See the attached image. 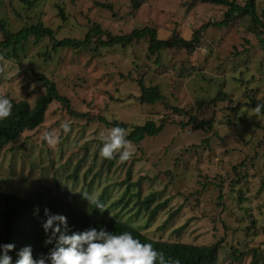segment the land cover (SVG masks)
<instances>
[{"label": "rangeland", "instance_id": "obj_1", "mask_svg": "<svg viewBox=\"0 0 264 264\" xmlns=\"http://www.w3.org/2000/svg\"><path fill=\"white\" fill-rule=\"evenodd\" d=\"M133 1L39 0L35 7H27L19 0H0V19L7 20L13 31L42 21L57 30L58 39H82L97 22L114 34L151 26L160 39H171L177 30L190 40L203 25L221 23L228 11L196 0H139L142 6L134 10ZM235 1L241 6L247 3ZM57 3L65 8V21ZM98 4H110L112 11ZM255 9L264 21V0H255ZM47 43L26 44L19 51L20 60L0 59V95L34 106L45 93L34 72L55 70L51 79L58 90L85 117L71 118L65 108L53 103L41 128L27 133L14 152L0 155V186L20 195L39 188L61 196L59 185L76 195L84 209L87 198H102L105 209L96 211L98 219L129 222L164 241L210 246L224 238L227 243L220 247L216 264H252L254 249L262 257L257 264H264V115L250 107L252 99L264 104V34L260 28L252 29V17L234 18L228 27L205 29L192 54L166 49L157 58L149 54L147 41H142L99 53L63 49L50 61L38 57ZM138 80L158 85L166 102L187 114L176 116L162 103L139 104ZM239 103L240 108L233 109ZM99 114L135 125L165 122L166 127L139 147L131 144V158L117 159L107 173L108 162L99 155V134L110 128L87 121ZM190 116L212 124V129L193 130L187 124ZM63 121L70 124L69 132L59 128ZM51 129H58L59 142L54 146L41 138L42 131ZM242 163L237 176L233 168L238 170ZM77 164L79 180L73 182L68 174ZM102 167H106L103 177L95 179ZM130 168L131 182H141L139 189L121 184ZM239 192L246 198L240 204ZM152 193H158L157 202H170L148 225V212L137 204ZM93 206L89 205V211ZM232 247L243 251L244 257L233 258Z\"/></svg>", "mask_w": 264, "mask_h": 264}, {"label": "trees", "instance_id": "obj_2", "mask_svg": "<svg viewBox=\"0 0 264 264\" xmlns=\"http://www.w3.org/2000/svg\"><path fill=\"white\" fill-rule=\"evenodd\" d=\"M20 3L25 4L27 7H35L39 0H19ZM45 1V0H43ZM197 3H209L218 6H224L228 8L225 12L224 20L221 23H207L201 28L196 30L193 37L190 40H186L177 30H174L171 39H160L158 30L154 27L147 26L144 28H137L130 33L114 34L108 30H104L102 26L95 22L93 26L87 28L82 39L75 38H63L58 39L57 30L53 27L46 26L42 21L24 24L17 31H13L9 28V22L5 19H0V32L2 38L0 39V59H15L20 60L19 51H22L26 44L33 42L39 44L42 40H48L47 48L44 52L38 54V57L44 56L46 60L53 61V59L62 52L63 49H72L74 51L88 50L94 53H99L104 49H127L136 43L147 41L148 52L150 55H155L157 58L161 56V52L166 49H184L188 54H192L198 49L201 44V33L205 29L228 27L234 18L249 15L252 17V29L264 34V21L259 18L255 12V0H247L245 6H241L235 0H196ZM74 3L75 0H70ZM104 9L112 11V5L110 4H98ZM139 0L133 1V9L137 10L141 7ZM57 8L62 20H66L65 8L57 3ZM43 11V7L41 13ZM40 13V14H41ZM20 49V50H19ZM58 63H62V59ZM57 63L58 68L60 65ZM39 72H34L36 79L41 82L45 89V93L37 98L34 106H32L27 100L12 101L11 115L4 120H0V155L4 152H14L17 150L16 143L20 140L27 138V133L35 132V130L41 128L45 122L47 112L53 103H59L65 108L70 117L80 119L85 117L84 113L78 112L74 109L72 101L62 95L58 90L55 82L51 79V75L55 73V70H47L40 68ZM139 90L138 102L142 106L155 105L162 103L165 105V109L171 111L174 115H186L187 112L177 106H172L166 102V97L161 91L158 85H146L143 80L137 81ZM225 99V98H224ZM262 104L257 100L252 99L250 107L255 109V105ZM236 106L235 110L240 108ZM261 115H264V108L261 109ZM87 121H94L105 125L107 128H111L114 125H119L126 129L128 135L127 139L131 144L140 146L145 143L149 137H154L160 134L166 127L165 122L156 123L154 121H146L144 124L135 125L128 122H122L118 119H108L105 115L99 114L93 118H88ZM188 125L192 126L193 130L197 129H212V124L204 122L203 120H197L196 117L190 116ZM182 127L186 126V123H182ZM29 139V138H28ZM101 142V140H99ZM97 141V142H99ZM102 143V142H101ZM25 145V142H23ZM97 155V154H96ZM116 158L109 160L107 173L111 172L114 168ZM96 159L94 164L96 163ZM243 163L240 168H233L239 175L240 169L243 167ZM79 164L75 165L74 171L68 174V179L77 182L79 180ZM106 171V167H102L95 173L96 178H102ZM132 169L127 170V176L121 184L127 185L128 189L137 187L139 189L141 182L132 183ZM92 184V183H91ZM62 195L59 196L55 192L49 190H41L39 188H32L26 195H20L14 192H7L0 186V243L12 242L15 244L14 249L9 254L13 257V261L16 259V250L20 249L26 244H30L33 250V256H37L41 253L48 251L51 245H45V233L41 227L43 220V209L48 207L52 212L62 213L68 218V224L70 230H80L88 226H105L108 230L115 233L122 231H130L141 241H150L155 248L162 251L166 257L171 256L179 259L180 264H216L218 261V253L220 247L227 243L222 238L215 245L199 246L180 241H164L150 237L140 228H136L129 222H123L120 220H103L98 219L95 216L96 209H92V213L86 214L85 209L78 202L77 196L71 194L61 186L56 185ZM92 186V185H90ZM158 193L149 194L144 199L140 200L138 209H144L148 212L149 220L148 225L159 215L161 211L168 206L170 200L165 202H157L156 197ZM136 197H139V191L135 193ZM103 197V196H102ZM223 199L222 189H220L219 200ZM238 203H243L246 198L239 192L237 197ZM102 198L99 200L101 201ZM34 206L40 207L39 216L33 215ZM94 207V206H93ZM177 212L173 213L171 218H174ZM185 227V226H184ZM182 230L177 234H181ZM231 253L233 258L240 260L244 257V252H240L238 248L232 247ZM253 263L257 264V261L261 259V254L258 249L252 251Z\"/></svg>", "mask_w": 264, "mask_h": 264}, {"label": "clouds", "instance_id": "obj_3", "mask_svg": "<svg viewBox=\"0 0 264 264\" xmlns=\"http://www.w3.org/2000/svg\"><path fill=\"white\" fill-rule=\"evenodd\" d=\"M264 104L255 105L254 111L260 113ZM12 101L7 95H0V120L9 117ZM60 129L70 131L67 121L61 122ZM125 128L114 125L99 134L102 158L127 161L133 154V146L127 139ZM41 138L49 146L59 142L58 129L44 130ZM87 198V197H86ZM86 214L92 209L103 212L104 205L96 198H87ZM94 207L89 211V205ZM40 207L34 206L33 215L39 216ZM41 227L45 233L44 244L51 245L48 251L33 256L32 246L26 244L16 250V259L9 254L16 246L12 242L0 243V264H180L179 259L165 254L155 248L150 241H141L130 231L115 233L105 226H88L80 230H70L68 218L62 213L43 209Z\"/></svg>", "mask_w": 264, "mask_h": 264}]
</instances>
